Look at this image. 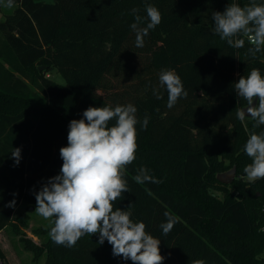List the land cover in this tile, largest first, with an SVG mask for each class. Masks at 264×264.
Instances as JSON below:
<instances>
[{"label": "trees", "instance_id": "16d2710c", "mask_svg": "<svg viewBox=\"0 0 264 264\" xmlns=\"http://www.w3.org/2000/svg\"><path fill=\"white\" fill-rule=\"evenodd\" d=\"M250 2L15 0L0 19V231L10 225L21 234L27 227L35 193L60 172L71 120L89 107L131 104L141 122L137 149L124 172L129 192L114 210H130L133 222L145 223L160 240L163 264H264V179L237 176L223 184L216 178L233 166L246 175L251 158L244 146L252 132H264L251 117L238 119L248 104L233 86L253 68L264 76V49L252 56L243 34L233 38L243 39V47H235L213 32L212 12ZM148 5L159 10L161 22L137 47L130 25L147 27ZM168 69L188 93L172 108L159 83ZM53 70L64 84L50 78ZM16 148L19 164L12 158ZM141 168L160 182L137 183ZM23 203L26 209L16 214ZM165 213L176 221L167 235L160 227ZM54 219L47 229L33 230L47 234L41 243L19 236L33 259L45 254L44 264H132L114 257L107 240L99 244L98 234H85L74 247L57 245L50 237Z\"/></svg>", "mask_w": 264, "mask_h": 264}, {"label": "clouds", "instance_id": "9594fccd", "mask_svg": "<svg viewBox=\"0 0 264 264\" xmlns=\"http://www.w3.org/2000/svg\"><path fill=\"white\" fill-rule=\"evenodd\" d=\"M15 0H6L5 7L14 6ZM133 9V12H137ZM148 24L139 28L137 23L130 27L136 32V46H144V36L161 22L159 10L148 5L145 9ZM140 17L136 16L139 22ZM213 32L230 46L243 47L244 40L234 37L243 34L252 45L248 52L255 56L264 49V3L251 0L241 7L229 4L223 12H212ZM159 83L168 92L167 107L172 108L179 98L187 97L181 78L174 70H162ZM237 96L248 104L246 110H238L241 121L250 116L254 127L264 125V76L259 69L253 68L247 76H240L234 85ZM157 99L162 97L154 91ZM258 100V103L254 101ZM137 109L131 105L115 107H89L84 110L83 118L69 123L67 146L60 148L63 161L58 175L51 177L35 193L36 209L43 218L53 220L50 237L57 245L74 247L78 240L88 235H99V244L105 240L112 246L114 257L131 260L132 264H163L165 257L160 253V240L145 231L143 222H133L130 210H114L116 200L129 192L124 178L126 166L135 160L137 149L136 125L141 123L136 117ZM115 120V125L109 126ZM145 117L142 127H146ZM251 158L245 166L247 180L254 182L264 179V132H252L244 146ZM16 164L21 159V149L12 152ZM137 183H159L141 168L135 177ZM14 196L17 194H13ZM15 200L7 207H14ZM130 207V206H129ZM167 222L160 225L167 235L175 224V219L165 213ZM202 264V262H200Z\"/></svg>", "mask_w": 264, "mask_h": 264}, {"label": "rangeland", "instance_id": "374dc122", "mask_svg": "<svg viewBox=\"0 0 264 264\" xmlns=\"http://www.w3.org/2000/svg\"><path fill=\"white\" fill-rule=\"evenodd\" d=\"M2 7L0 11V19L5 17V14L11 13L14 6L11 8L5 7L4 4L6 1L1 0ZM50 78L55 80L58 83L64 84L65 80L61 74L51 71L49 74ZM232 168V167H231ZM230 168V169H231ZM236 168V167H235ZM240 177L247 179L246 175L235 173V177ZM25 204H21L16 211V214L24 211ZM29 212V218L27 220V227H20L22 230L21 234L15 233L11 226H6L3 231L0 232V248L4 253V258H0V264H44L45 254H42L37 260L33 259L32 253L23 247V243L19 240L20 235H24L32 239L35 243H41L47 237V234H41L36 236L33 232L34 229L40 227L42 229H47L51 225V219L43 218L38 212L35 211Z\"/></svg>", "mask_w": 264, "mask_h": 264}, {"label": "water", "instance_id": "95a60500", "mask_svg": "<svg viewBox=\"0 0 264 264\" xmlns=\"http://www.w3.org/2000/svg\"><path fill=\"white\" fill-rule=\"evenodd\" d=\"M44 66H40L39 69H42ZM256 101H254V103H256ZM248 107V105L244 106L242 108V110H246ZM245 117H250V116H245ZM235 173H236V168L235 166H233L231 169L227 170V171H224V172H221V173H218L216 175V178L219 182L223 183V184H229L232 182V180L234 179L235 177Z\"/></svg>", "mask_w": 264, "mask_h": 264}, {"label": "crops", "instance_id": "0c3cea01", "mask_svg": "<svg viewBox=\"0 0 264 264\" xmlns=\"http://www.w3.org/2000/svg\"><path fill=\"white\" fill-rule=\"evenodd\" d=\"M3 231V230H2ZM1 232V231H0Z\"/></svg>", "mask_w": 264, "mask_h": 264}]
</instances>
